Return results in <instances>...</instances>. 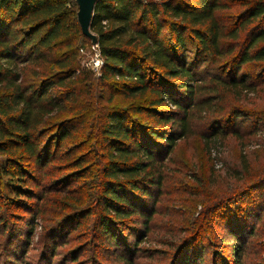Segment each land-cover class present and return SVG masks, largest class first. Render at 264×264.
<instances>
[{
  "label": "trees",
  "instance_id": "trees-1",
  "mask_svg": "<svg viewBox=\"0 0 264 264\" xmlns=\"http://www.w3.org/2000/svg\"><path fill=\"white\" fill-rule=\"evenodd\" d=\"M77 9L74 0H0V186L36 197L37 172L83 149L66 180L90 179L86 200L65 219L94 214L117 242L112 224L148 220L143 206L197 112L209 120L202 136L214 166L222 138L241 135L236 120L255 114L227 96L254 91L255 73L264 82V0H98V70L79 55L89 38ZM120 93L142 101L123 107ZM241 163L242 183L206 208L236 241L237 261L260 217L249 195L264 185L259 175L246 179L244 152Z\"/></svg>",
  "mask_w": 264,
  "mask_h": 264
},
{
  "label": "rangeland",
  "instance_id": "rangeland-1",
  "mask_svg": "<svg viewBox=\"0 0 264 264\" xmlns=\"http://www.w3.org/2000/svg\"><path fill=\"white\" fill-rule=\"evenodd\" d=\"M79 55L88 65L97 58L89 39L80 44ZM253 79L259 82L254 91L245 92L241 99L227 96L230 105L239 103L255 114L246 122L236 120L240 136L230 133L222 138L214 152L221 165L214 166L202 136L209 120L197 112L194 132L179 139L167 154L164 182L143 206L150 213L148 220L137 217L131 223L112 224L117 242L99 231L94 214L65 219L86 200L90 179H73L70 184L66 180L76 170L70 162L83 149L69 156L62 151L64 158L51 161L48 173L37 172L41 186L30 182L36 197L18 196L0 186V264H264V185L249 195L261 203L260 217L254 220V232L243 243L238 261L231 249L236 241L206 209L224 197L227 187L235 189L242 183L243 152L250 164L248 175L243 172L246 179L264 177V82L258 73ZM116 99L123 107L142 101L122 93ZM17 197L22 201L12 203ZM56 220L62 221L60 227Z\"/></svg>",
  "mask_w": 264,
  "mask_h": 264
},
{
  "label": "water",
  "instance_id": "water-1",
  "mask_svg": "<svg viewBox=\"0 0 264 264\" xmlns=\"http://www.w3.org/2000/svg\"><path fill=\"white\" fill-rule=\"evenodd\" d=\"M78 6L77 19L83 35L88 37L91 45L95 48L98 45V36L92 31V17L95 5L98 0H74Z\"/></svg>",
  "mask_w": 264,
  "mask_h": 264
},
{
  "label": "built area",
  "instance_id": "built-area-1",
  "mask_svg": "<svg viewBox=\"0 0 264 264\" xmlns=\"http://www.w3.org/2000/svg\"><path fill=\"white\" fill-rule=\"evenodd\" d=\"M81 51L84 52V49L81 48ZM96 52H97V58H95L94 60H92V61L89 63V65H90L93 69L98 70V69L100 68L101 64H102V59H101V57H100L99 52H98L97 50H96ZM214 154H215V153H214ZM219 164H220V162H219L218 160H215V165H216V166H219ZM220 165H221V164H220Z\"/></svg>",
  "mask_w": 264,
  "mask_h": 264
}]
</instances>
